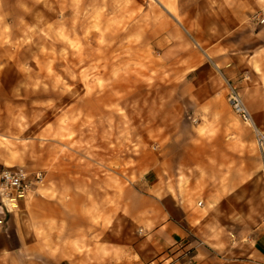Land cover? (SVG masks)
<instances>
[{
  "label": "rangeland",
  "instance_id": "1",
  "mask_svg": "<svg viewBox=\"0 0 264 264\" xmlns=\"http://www.w3.org/2000/svg\"><path fill=\"white\" fill-rule=\"evenodd\" d=\"M232 1L0 0V172L43 171L39 188L88 172L111 206L124 187L161 201L215 190L238 215L233 232L261 229L264 157L227 92L264 124V0H235V13ZM186 241L90 264H192Z\"/></svg>",
  "mask_w": 264,
  "mask_h": 264
},
{
  "label": "crops",
  "instance_id": "2",
  "mask_svg": "<svg viewBox=\"0 0 264 264\" xmlns=\"http://www.w3.org/2000/svg\"><path fill=\"white\" fill-rule=\"evenodd\" d=\"M227 7L235 13L238 5L233 0ZM84 174L71 171L56 185L45 184L15 209L0 199V264H90L93 255L103 262L110 255L124 261L127 254L157 259L177 252L185 240L195 249L192 264H264V222L258 230L233 232L238 215L224 194L212 190L200 206L190 190L174 187L161 201L156 190L142 196L133 186L118 191L111 206L106 179L99 185ZM237 237L239 246L232 244ZM240 254L245 257H234Z\"/></svg>",
  "mask_w": 264,
  "mask_h": 264
},
{
  "label": "built area",
  "instance_id": "3",
  "mask_svg": "<svg viewBox=\"0 0 264 264\" xmlns=\"http://www.w3.org/2000/svg\"><path fill=\"white\" fill-rule=\"evenodd\" d=\"M257 17L261 23H264V18ZM227 98L232 111L253 130L259 150L264 157V124L259 125L256 122L240 92L232 85L228 88ZM44 182L43 171H30L23 167L4 168L0 172V199L7 208L15 209L20 200L32 196L40 186L44 185ZM202 204L203 202L200 201L199 205Z\"/></svg>",
  "mask_w": 264,
  "mask_h": 264
}]
</instances>
